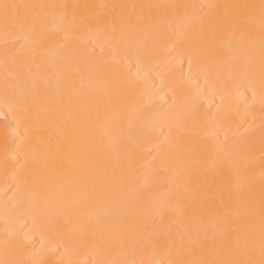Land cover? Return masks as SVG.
Returning a JSON list of instances; mask_svg holds the SVG:
<instances>
[{"label": "bare ground", "instance_id": "bare-ground-1", "mask_svg": "<svg viewBox=\"0 0 264 264\" xmlns=\"http://www.w3.org/2000/svg\"><path fill=\"white\" fill-rule=\"evenodd\" d=\"M5 2L39 37L0 21V264H259L261 0Z\"/></svg>", "mask_w": 264, "mask_h": 264}, {"label": "snow or ice", "instance_id": "snow-or-ice-1", "mask_svg": "<svg viewBox=\"0 0 264 264\" xmlns=\"http://www.w3.org/2000/svg\"><path fill=\"white\" fill-rule=\"evenodd\" d=\"M34 6L31 5H20L15 3H0V21L3 22L4 28L7 30L9 28L13 30H20L23 31L25 28L30 29L32 31V34L34 37H39V34L35 31V14L30 13L28 9L32 8ZM90 7V6H85ZM211 7H217V6H209ZM224 7H237V6H224ZM244 7H254V6H244ZM261 10V21L262 25H264V0H261V4L259 5ZM88 17H82V21H87ZM228 47L231 51L235 52L238 51L241 46V39L239 37H233L230 41L227 42ZM262 88H264V84H262ZM55 91V89H53ZM43 127H37V136L38 140H43ZM227 136H225L224 141H220L217 139L214 144L212 151L208 153L207 155V167L209 169L218 168L220 166L222 157L221 153H227L228 147L226 144ZM47 156L46 152H43L40 154V163L43 167L45 157ZM202 169L196 170V177H199L200 172ZM262 176H264V173H262ZM219 179V175L212 177L211 179H205L201 187H210L212 183H215ZM172 209L168 205H161L159 209H156L153 207V209L150 210L151 212H158L160 220L163 222L164 217L167 212L171 211ZM181 210L182 209H178ZM194 214L199 213L198 208L192 209ZM169 239H172L171 233H169ZM215 240H222L223 234L217 236L214 238ZM189 243L192 242L193 238L192 236H188ZM262 255H264V249H262ZM130 264H137L136 261H131ZM141 264H156V262L153 261H145L141 262ZM169 264H194L192 261H185V260H176V261H170ZM247 264H256L255 261H248ZM259 264H264V259H262Z\"/></svg>", "mask_w": 264, "mask_h": 264}]
</instances>
